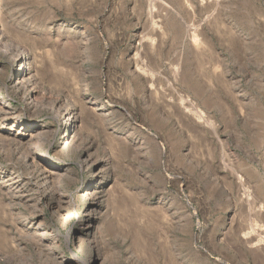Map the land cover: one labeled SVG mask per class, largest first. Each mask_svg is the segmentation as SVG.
<instances>
[{
	"label": "rangeland",
	"instance_id": "1",
	"mask_svg": "<svg viewBox=\"0 0 264 264\" xmlns=\"http://www.w3.org/2000/svg\"><path fill=\"white\" fill-rule=\"evenodd\" d=\"M0 264H264V0H0Z\"/></svg>",
	"mask_w": 264,
	"mask_h": 264
},
{
	"label": "bare ground",
	"instance_id": "2",
	"mask_svg": "<svg viewBox=\"0 0 264 264\" xmlns=\"http://www.w3.org/2000/svg\"><path fill=\"white\" fill-rule=\"evenodd\" d=\"M72 120V119H71ZM213 125V124H212ZM260 215V214H259ZM259 228H260V226H259ZM259 230V229H258ZM252 236V235H251ZM255 236H253V238H254ZM250 238V237H249ZM254 240V239H253ZM256 240V239H255ZM259 241H260V239H259ZM252 242V241H251ZM256 242V241H255ZM248 246V245H247ZM253 246V245H252ZM252 248V247H251ZM259 248V247H258Z\"/></svg>",
	"mask_w": 264,
	"mask_h": 264
}]
</instances>
